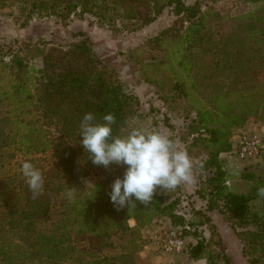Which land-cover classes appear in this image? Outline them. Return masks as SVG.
<instances>
[{
    "label": "trees",
    "instance_id": "1",
    "mask_svg": "<svg viewBox=\"0 0 264 264\" xmlns=\"http://www.w3.org/2000/svg\"><path fill=\"white\" fill-rule=\"evenodd\" d=\"M13 1L24 4L20 9L24 16L21 27L27 26L34 18H53L56 23L68 26L74 20H84L86 16H91L99 28L110 31L112 35L119 34L120 30L135 33L154 22L165 9L173 8L175 21L157 35L148 38L147 42L148 45L153 43L157 47L163 46L166 41L171 45L188 44L184 49L186 55H182L179 61L181 70L187 77L190 48L195 49L193 54L197 57L191 64V69L196 74L201 70L209 71L210 74L202 78L214 81L219 70H223L229 72L237 82L249 81L246 77L249 75L245 72L247 61L243 54L244 43L238 33L247 30L246 34L252 37L253 43L264 48V0H243L257 6L255 12L245 15L247 19L242 27L239 26L232 32L228 29L223 32L226 34L221 33L213 40L202 33L203 26L197 20L200 0L192 5H185L181 0ZM116 12H119L116 16H108ZM116 22L124 25L121 27ZM185 23L189 25L184 27ZM182 28H185L183 32ZM80 36L83 39L79 43L69 45L67 52L58 54L60 62L54 61L51 56L46 57V62L51 60L48 68L65 61L68 65L59 64L53 73L43 75V92L39 96L44 115L51 112L57 115V111L53 109L55 104L50 102L56 96L55 102L59 100L67 104L68 112L80 117L79 120L68 122V126L76 128L71 131L75 135L68 143L59 141L52 145L53 163L42 172V192L34 196L24 182V209L17 211L11 206L7 208L6 214L0 216V254L3 256V264H67L76 253L78 245L85 241L92 250L89 254L91 261L85 264H117L114 257H100L95 252L112 247V237L119 231H128L134 235L152 221L154 213L159 217H166L172 226H187L188 229L206 226L209 229L207 241L198 236L196 245L189 247L187 253L192 260H206L209 264H232L215 231L216 227L206 213L194 210L192 214L198 217L196 222L191 219L193 215L188 218L187 214H178L180 198L173 196L168 189L156 191L150 203L135 201V205L129 208H117L110 202V190L106 189L105 184L94 183L96 191L84 182L88 172L81 166L90 162L88 154L79 143V125L84 115L91 113L94 122L103 123L102 117L110 113L115 120L112 125L113 135L126 136L128 132L121 133V129L125 127L126 115L132 109L138 111L139 106L136 96L118 78L115 70L97 55L88 36L85 33H80ZM33 48V57L44 55L45 52L40 47ZM15 58L17 67L21 70L25 57L16 55ZM126 60L137 64L128 58ZM247 69L249 70V66ZM214 74L216 75L213 76ZM142 75L146 83L159 90L151 77L143 72ZM185 85L177 79L172 85L174 94L176 91L180 97L189 96L184 91ZM160 98L164 102L167 100L163 95ZM208 100L210 104L200 101L196 103L198 106L194 108L195 116L189 119L179 136L184 150L192 162H197L200 171L195 195L206 202V212L218 211L223 216L242 244L241 251L248 262L261 264L264 259V207L260 214L252 209L251 202L259 201L264 205V197L257 194V190L264 187V169L256 174L249 168H244L238 176L248 185L247 189L244 193L233 192L226 186L229 177L222 166L221 155L230 152V138L250 118H255L264 126V92L224 91L211 94ZM61 117L64 115L59 116V121ZM65 123L67 119L62 122L63 125ZM60 128L62 129L61 124ZM48 144L50 145V141H47ZM34 150L37 151V148L34 147ZM5 154L7 152L3 153L0 149V157H6ZM0 185H3L2 180ZM64 191L72 192L74 197L69 195L71 199L61 203L59 218L54 221L51 217L52 207L55 208L53 198ZM130 220L135 223L132 228L128 226ZM47 223L49 230L39 231L38 227ZM12 232L19 234V243L12 242L8 237ZM213 247L216 252L212 251ZM124 259L127 260L124 264H138L128 257Z\"/></svg>",
    "mask_w": 264,
    "mask_h": 264
},
{
    "label": "rangeland",
    "instance_id": "2",
    "mask_svg": "<svg viewBox=\"0 0 264 264\" xmlns=\"http://www.w3.org/2000/svg\"><path fill=\"white\" fill-rule=\"evenodd\" d=\"M196 1L181 0L185 5H192ZM199 3L200 11L197 20L203 26L202 33L207 34L211 40L217 38L221 33L226 34L223 32L228 29L232 32L237 30L239 26L242 27L247 19L245 15L248 12L254 13L257 7L243 0H200ZM22 7L24 4L20 1L0 0V149L3 153L7 152L6 157H0V162H3L0 165V180L3 182V185H0V216L6 214L7 208L11 206L17 211L24 209L23 184L25 180L20 171L22 162L28 160L41 172L46 171L53 163L52 145L59 141L68 143L75 135L71 131L76 130V128L68 126V122L79 120L80 117L76 114L71 115L68 112L67 104L59 102V100L55 102L56 96H53L50 102L53 101L55 104L53 109L57 111V115L52 112L44 115L43 104L39 102V96L43 92L41 83L45 77L43 75L53 73L59 64L61 66L66 64L65 61L48 68L51 60L46 62V57L51 56V59L60 62V55L58 54L67 52L69 45L79 43L83 39L80 33L89 35L88 38L92 42L93 49L95 48L100 56L97 55L115 70L118 78L126 84L128 90L138 100V111L132 109L126 115L125 127L121 129V133L129 132L131 127L158 131L162 135L172 137L176 146L184 149V144L180 141L179 136L189 119L195 116L194 108L198 106L196 104L198 101L210 104L208 98L211 94L223 93L224 91L232 93L236 91H243L244 93L250 91L264 92V48L253 43L252 37L246 34L247 30L238 34L241 35L244 43L243 54L247 61L246 67L249 66V70H246L245 67V72L249 75L246 76L249 81L239 82V80L237 82L232 75L228 74L229 72L223 70H219L218 75H213L218 76L213 81L205 78L210 74L209 71L201 70L199 71L201 74H196L194 69H191L193 66L191 64L197 59L193 54L194 48H190L188 77L181 70L179 61L182 55H186L184 49L189 46L188 44L171 45L166 41L165 46L157 47L153 43L148 45L147 40L141 41L142 37L134 36L133 33L124 30H120L117 35H112L110 31L99 28L91 16H86L84 20H74L68 26L56 23L53 18H34L27 26L21 27L20 23L24 17L20 12ZM165 10L169 11V15L168 20L162 25L168 27L176 18L173 8ZM118 13H110L108 16H116ZM116 23L121 27L124 25L119 22ZM184 25L187 27L189 24L185 23ZM184 30L185 28H182V32ZM33 47H40L45 52L44 55L33 57ZM131 50L134 51L131 52ZM16 55L20 58L25 57L24 67L21 70L17 67ZM200 56L199 58H201ZM126 58L137 64L129 63ZM253 59L256 60L253 62ZM242 71L244 70L242 69ZM142 72L157 83L159 90L144 81ZM202 76L205 77L202 78ZM177 79L186 84L184 91H187L189 96L180 97L176 91L174 94L172 85ZM220 86L222 88H219ZM160 95L167 98L166 102L160 98ZM46 106L48 105L46 104ZM60 115H64V117H61L59 121ZM64 119H67L65 125L62 124ZM260 125L258 120L250 118L244 126L262 134ZM47 141H50V145H47ZM71 145L74 146L73 143ZM34 147L37 148V151L34 150ZM221 160L229 177L226 186L229 190L237 193H244L248 186L239 178L238 173L240 171L249 168L258 174L264 169V160L255 167L244 168L225 156L221 157ZM82 165L81 168L88 172L84 182L103 183L108 190H110L113 180L123 175L124 172L122 166L109 165L108 168H104L93 165L91 161ZM199 173L197 162L191 161V175L197 180V188L199 186ZM87 185L91 187V185ZM156 191L159 192L160 190L157 189ZM169 191L172 192L173 196L180 198L178 214H187V217L190 218L193 211L198 210L199 202L191 200L192 196L184 192L182 184ZM69 195L74 197L72 192L64 191L53 198L55 208L52 207V220L55 221L59 218L60 205L63 201L69 200ZM251 207L261 214L264 205L259 201H252ZM191 219L193 222L198 221V217L196 218L195 215ZM167 220L166 217H159L154 213L152 221L134 235L128 231H119L112 237V247L104 248L100 252L94 250V252L100 257H114L117 264L127 262L124 257L130 258L138 264H150L143 259L146 258L145 256H140L141 251L158 253L164 259L163 262L161 261L163 264H192L186 258L189 247L196 242L198 236L204 237L207 241L209 229L206 226L199 229H184L182 236L188 245L187 249L181 254H162L156 250L151 237L161 236L165 238L172 228L180 227L169 225ZM130 221L128 226L132 228L135 223L130 226ZM226 225L227 231L235 235L230 226ZM148 226L149 229L143 231ZM38 229L47 232L49 223L39 226ZM215 231L219 235L217 228ZM224 236L226 238V233L223 231ZM8 237L12 242L19 243L20 241L19 234L15 232L9 233ZM232 241L230 243L228 240L226 241L231 253L233 251ZM238 243L235 244V250L237 253L239 251V259L235 260V264H250L242 254V244ZM222 245L226 252L223 242ZM89 248L87 241L80 243L76 253L72 255L67 264H85L91 261L89 254L92 250ZM212 251L216 252L217 250L213 247ZM3 263V256L0 254V264ZM261 264H264V259Z\"/></svg>",
    "mask_w": 264,
    "mask_h": 264
},
{
    "label": "clouds",
    "instance_id": "3",
    "mask_svg": "<svg viewBox=\"0 0 264 264\" xmlns=\"http://www.w3.org/2000/svg\"><path fill=\"white\" fill-rule=\"evenodd\" d=\"M102 120L96 123L91 113L85 114L79 125V143L93 165L124 167L122 177L113 180L108 193L114 207L129 208L135 201L147 204L157 189L170 190L191 182L187 151L178 148L168 136L139 127H131L126 136H114V116L109 113ZM20 171L33 195L40 194L44 188L41 170L25 160ZM87 184L97 191L94 184ZM257 194L264 197V187Z\"/></svg>",
    "mask_w": 264,
    "mask_h": 264
},
{
    "label": "built area",
    "instance_id": "4",
    "mask_svg": "<svg viewBox=\"0 0 264 264\" xmlns=\"http://www.w3.org/2000/svg\"><path fill=\"white\" fill-rule=\"evenodd\" d=\"M262 134H258L246 126L239 127L230 138V152L221 157L232 159L241 167H255L264 160V126L261 125ZM188 216V215H187ZM187 226L172 228L165 238L161 236L151 237L156 250L159 253L175 255L183 253L188 245L182 236ZM196 242L192 243L195 246Z\"/></svg>",
    "mask_w": 264,
    "mask_h": 264
},
{
    "label": "crops",
    "instance_id": "5",
    "mask_svg": "<svg viewBox=\"0 0 264 264\" xmlns=\"http://www.w3.org/2000/svg\"><path fill=\"white\" fill-rule=\"evenodd\" d=\"M168 15H169V11L168 10H164L162 12V14L151 24L145 26L143 29L133 33L132 35L134 36H140V38L142 39L141 41L147 40L148 38H151L155 35H157L161 30H163L164 28H166L164 25H162L166 20H168ZM169 26V25H168ZM89 36V35H88ZM144 37V38H143ZM95 52L99 55V53L97 52V50L94 48ZM100 56V55H99ZM102 57V56H101ZM103 58V57H102ZM259 126V124H256V126ZM261 126V125H260ZM197 180H195V178L192 176V180L190 183H181L182 187L184 189V192H186L189 196L191 197V200H196L199 202V206L197 207L198 210L203 211L204 213H206V215L211 219L212 223L214 224V226H216L218 233L221 237V240L224 244V247L226 249V252L228 254V256L230 257V261L232 264H235V260L239 259V251L237 253V250H235V244L238 243V239L235 237V235L233 233H230L229 231H227V223L224 222L223 217L219 214L218 211H212V212H206V202L201 200L200 198H198V196L195 195V191L197 188ZM168 224H170L169 220H167ZM134 222L130 221V226H133ZM149 226L146 227L143 231L148 230ZM223 231L226 233V238L225 236L223 237ZM207 239L209 238V234L207 235ZM229 241V243L232 241V253H234V256H232V253L229 252L228 250V246L226 241ZM239 244V243H238ZM140 256H145L146 258H143L144 260H146L147 262H149L150 264H163L162 262L164 261L163 257L160 256L158 253L156 252H146V251H141ZM186 258L192 262V264H206L207 261L206 260H198V261H193L190 259L188 253L186 254ZM234 258V259H233ZM162 261V262H161ZM167 261V260H165Z\"/></svg>",
    "mask_w": 264,
    "mask_h": 264
}]
</instances>
